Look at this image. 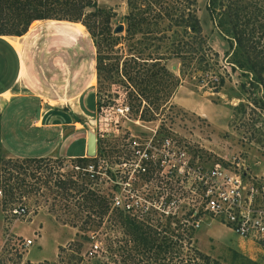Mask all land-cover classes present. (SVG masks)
<instances>
[{"label":"rangeland","instance_id":"1","mask_svg":"<svg viewBox=\"0 0 264 264\" xmlns=\"http://www.w3.org/2000/svg\"><path fill=\"white\" fill-rule=\"evenodd\" d=\"M96 1L101 10L113 12L108 27L113 36H117V41L96 37V49L81 22L36 20L39 22H32L28 28L26 40L33 46L30 53L32 79L38 80L39 71L43 70V86H49L47 90L43 88V106H54L58 110L57 113H49L45 122L78 120L81 127L76 126L78 130L74 131L65 128L64 140L57 137L52 142L35 145L21 138L15 143L14 149L23 156L36 155L57 146L59 154L43 157L42 160L10 155L0 141V244L7 238L0 252L1 263L19 264L23 255L27 254L28 259H43L34 264H96L97 258L89 252L95 246L104 247L105 238L112 236L106 217L114 215L115 211L109 205L107 214L98 220L94 213L85 210L84 206L82 208L83 193L75 194L76 188L73 187L85 185L84 193L88 196L93 192L108 201L110 184L103 180L100 185L94 186L95 182L86 177L81 180L87 183L78 182V178L73 181L71 167L77 163L76 159L63 156L84 155L87 125L97 134H103L102 137L97 135V157L86 161L95 164L98 159L102 160L101 172L108 168L106 166L120 161L125 151L123 140L126 136L132 133L145 139L150 136L151 130L157 128L158 136H170L177 146H186V159L192 168L201 166L208 169L219 163L227 170L239 168L241 173L264 182V75L263 84H258L237 48H231L225 37L214 28L206 11L208 0H196L197 16L208 45L217 56L210 60L213 69L209 75L202 76L183 67L181 61L173 57L160 62L166 71H159L158 66H151V63L138 67L134 65L135 69H132L129 55L135 52L130 48H139L144 44L137 43L139 36L125 38L124 30L113 33L119 24L125 29L126 0ZM92 10L87 8L86 12ZM84 21L89 22V19ZM10 40L21 48L19 40ZM52 44H57L59 50L50 48ZM71 51L76 53L75 66H79L76 79H79L80 88L95 80V84L83 92L79 106L77 98L69 102L74 84L72 74L62 76L60 80L58 78L57 84L51 86L55 81L47 72V68H56L55 65L61 61L69 64ZM156 71V76H152ZM210 75L216 77V81L218 76H222V86L213 87L215 80L208 82L206 79ZM122 99L129 104L131 111L129 120L122 118L116 130L108 113L112 104ZM33 103L30 109L38 100ZM22 113L25 115L22 116ZM1 116L0 128L6 122L14 126L16 119L13 113L6 111L3 120ZM19 116L15 128L23 129L31 115L24 111ZM54 132L45 129L43 137L57 135ZM117 133L119 135L115 137L113 134ZM98 177L106 179L102 173ZM176 178H163L152 183L139 179L137 190L141 201L147 200V205L159 212L183 214L192 206L196 208L199 189L193 177H184L179 182H175ZM61 181L71 188L64 190ZM90 185L93 189L89 188ZM20 203L26 205L28 213L15 219L12 209ZM198 217L199 226L194 228L193 246L199 251L219 264H264V252L253 242L243 239V243L239 244L225 233L218 239L212 237L207 231L209 224L219 222L203 212ZM96 232L99 234L96 235ZM24 238L32 239L33 244L23 250L20 247Z\"/></svg>","mask_w":264,"mask_h":264},{"label":"trees","instance_id":"2","mask_svg":"<svg viewBox=\"0 0 264 264\" xmlns=\"http://www.w3.org/2000/svg\"><path fill=\"white\" fill-rule=\"evenodd\" d=\"M126 6L127 13L123 16L125 38L139 36L137 43L144 44L139 48H130L135 52L129 55L132 69L151 63V66H158L159 71H166L160 62L173 57L191 72H199V76L209 75L213 69L210 60L217 53L211 51L202 31L196 0H126ZM87 8L93 10L87 13ZM206 11L214 28L225 37L231 48H237L248 71L262 85L264 0H208ZM112 15V11L101 10L96 0H0V36H22L36 20L81 22L97 49L96 37L118 40L108 27ZM85 18L89 22L84 21ZM137 73L138 70L134 75ZM156 73L152 76H156ZM210 76H206V79L213 82L216 77ZM218 77L213 87L222 86L223 78ZM128 79L134 81L131 77ZM139 90L142 91L141 88ZM73 159L83 164L88 160L82 156ZM83 182L87 183L86 180ZM60 184L64 190L71 188L65 181ZM84 186L73 187L76 188L75 194L83 193L82 208L84 206L85 210L102 220L111 205L109 198L107 201V198L94 195L93 192L88 196L84 193ZM112 210L115 214L106 217L112 236L105 238L104 247L95 246L89 252L97 258L96 264H219L193 246L192 223L197 220L199 213L192 216L191 210L183 214L159 212L146 203L139 204L133 213L114 207ZM76 235L80 236L78 233Z\"/></svg>","mask_w":264,"mask_h":264},{"label":"built area","instance_id":"3","mask_svg":"<svg viewBox=\"0 0 264 264\" xmlns=\"http://www.w3.org/2000/svg\"><path fill=\"white\" fill-rule=\"evenodd\" d=\"M96 102V100H95ZM103 102V101H101ZM100 109L102 105L100 104ZM98 108V107H97ZM131 108L123 99L112 104L108 113L113 128L118 130L119 122L129 120ZM97 135L100 137L103 134ZM117 137L119 134H113ZM125 151L120 161L106 166L101 172L102 160L93 163H76L72 165V179L78 182L83 177L94 181V186L100 185L103 180L109 183L110 192L107 197L114 208H119L127 213L136 212L137 207L147 200L138 195L137 181L148 180L149 183L160 182L163 178L169 180L177 177L175 182L185 177H193L195 186L199 189V202L192 216L203 212L211 219L217 220L221 225L242 239L253 242L256 248L264 252V182L257 177L241 173L237 170H227L219 163L208 169L201 166L192 168L186 159V146H177L170 136H158V129L151 130L148 138H141L132 133L123 140ZM97 152V150H96ZM86 157V156H83ZM97 157V153L94 157ZM89 158V157H86ZM91 159V158H89ZM105 175L106 179L98 177ZM93 189V186H89ZM1 196V190H0ZM147 204V203H146ZM148 206V205H147ZM15 219L27 215L26 205L18 204L12 209ZM166 212V211H165ZM193 226H199V217L193 221ZM7 237V236H6ZM7 238L0 244L2 251ZM32 239L24 238L21 249L31 246ZM26 262V261H25ZM19 264H24V260ZM27 264H34L28 262Z\"/></svg>","mask_w":264,"mask_h":264},{"label":"crops","instance_id":"4","mask_svg":"<svg viewBox=\"0 0 264 264\" xmlns=\"http://www.w3.org/2000/svg\"><path fill=\"white\" fill-rule=\"evenodd\" d=\"M28 33L29 31L22 36H0V114L2 115L1 120H3L6 111H10L11 114L13 113L15 115L14 120L20 119L19 113L24 111H27L31 115L30 121L25 122L26 125L23 126V129L18 127L15 128L16 120L14 126L12 127L10 126V123L6 121V123H4L5 125L1 124L0 129H2V131L0 135V141L2 143L1 146L10 155L17 157L43 158L58 153L57 146H54L46 150L45 152H43L42 150L36 155L23 156L21 153L14 149V145L16 142H18V139L21 138H23L24 141H27L29 143H35V145H43V142H52V140H55L57 137L59 139L64 140V138L66 137L64 131L65 128L72 129L73 131L78 130L76 126L81 127V122L77 120L70 122H45V119L49 113H57L58 110L55 109L54 106H51L49 108L43 106V103L45 102L43 101V88L46 90L47 88H49L48 85L45 87L43 86V70L39 71L38 80L36 78L32 79V75L34 74L32 70L33 67L30 61V53L33 46L29 43L30 41L28 42L26 40ZM10 39L19 40L21 48L16 47V44L14 43L13 45ZM51 47L59 50V46H57V44H52L50 48ZM75 54L76 53L74 51H71V54H69V64L65 65L64 62L61 61L58 65H55L56 68H47V72L51 74L53 81H55V83L51 86H55L57 84L58 78L60 80L62 76L72 74V80L74 81V84L73 86H71L72 93L71 97L69 98V102H72L77 98V103L79 106V101L83 92L91 88L93 84H95V80H93L90 84H87L83 89L80 88V84H78L79 79H76V71L79 69V66H75ZM36 99L38 100V103L35 104L33 109H30L31 106L34 105L33 101ZM49 102L50 104H53L52 100H50ZM26 108L29 109L26 110ZM81 112L82 114L86 115L82 110ZM23 115L25 114L22 113V116ZM45 129H51L55 131L54 133H57V135H52L50 136L51 138H44L43 131ZM85 149L86 143L83 146L84 155L71 154L63 156L74 158L82 155L83 157L85 156ZM207 231L210 236H215L217 237V239L218 237H220L221 234L225 233L229 235L228 238L230 237L236 242L239 241V244L243 243L242 238L238 237L224 226H221L219 223L213 222L209 224ZM26 255L27 254H24L22 257L24 261L36 263L43 260L28 259ZM0 264L5 263L0 262ZM6 264H8V262Z\"/></svg>","mask_w":264,"mask_h":264},{"label":"water","instance_id":"5","mask_svg":"<svg viewBox=\"0 0 264 264\" xmlns=\"http://www.w3.org/2000/svg\"><path fill=\"white\" fill-rule=\"evenodd\" d=\"M123 25L119 24L113 29L114 34L121 33L123 31ZM86 149H85V156L92 158L96 154V135L95 130L87 125L86 126Z\"/></svg>","mask_w":264,"mask_h":264},{"label":"bare ground","instance_id":"6","mask_svg":"<svg viewBox=\"0 0 264 264\" xmlns=\"http://www.w3.org/2000/svg\"><path fill=\"white\" fill-rule=\"evenodd\" d=\"M37 22H38V21H35L34 24H36ZM16 45H17V43H16Z\"/></svg>","mask_w":264,"mask_h":264}]
</instances>
